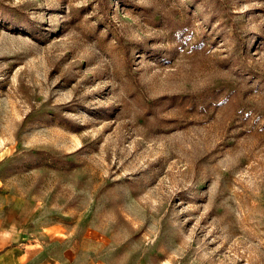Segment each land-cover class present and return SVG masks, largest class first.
Segmentation results:
<instances>
[{"label": "rangeland", "instance_id": "374dc122", "mask_svg": "<svg viewBox=\"0 0 264 264\" xmlns=\"http://www.w3.org/2000/svg\"><path fill=\"white\" fill-rule=\"evenodd\" d=\"M1 207L99 264H264V0H0Z\"/></svg>", "mask_w": 264, "mask_h": 264}, {"label": "crops", "instance_id": "0c3cea01", "mask_svg": "<svg viewBox=\"0 0 264 264\" xmlns=\"http://www.w3.org/2000/svg\"><path fill=\"white\" fill-rule=\"evenodd\" d=\"M31 210L0 208V264H99L73 232L67 235L57 224L31 221Z\"/></svg>", "mask_w": 264, "mask_h": 264}]
</instances>
